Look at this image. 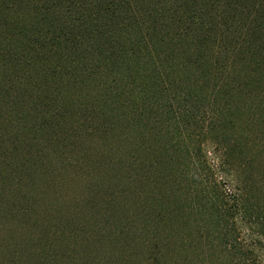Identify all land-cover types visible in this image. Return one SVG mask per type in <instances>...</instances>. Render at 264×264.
I'll return each instance as SVG.
<instances>
[{
    "label": "rangeland",
    "instance_id": "obj_1",
    "mask_svg": "<svg viewBox=\"0 0 264 264\" xmlns=\"http://www.w3.org/2000/svg\"><path fill=\"white\" fill-rule=\"evenodd\" d=\"M231 76L237 85V71ZM243 78L248 83L246 72ZM260 89L252 84L238 99L237 90L230 97L224 89L217 105H195L190 144L177 143L174 127L162 132L159 122L166 115L156 114L150 136L158 140L162 133L163 143L176 146L173 162L158 166L152 159L159 153L135 152V130L121 129L124 143L118 146L101 140L105 133L92 116L97 109L84 104L88 95L79 93L66 114L69 122L78 121L79 138L59 126L40 136L32 131L42 120L32 117L34 100L23 108L14 102L0 107V139L12 133L5 145L0 141V200L6 198L0 205V264L28 252L39 256L38 264H264ZM204 94L213 98L211 88ZM205 113V119H221L218 131L204 125ZM26 124L29 131L23 130ZM48 136L63 137L68 146L46 155ZM32 138L38 140L30 154L23 141ZM185 145L195 158L180 161Z\"/></svg>",
    "mask_w": 264,
    "mask_h": 264
},
{
    "label": "trees",
    "instance_id": "obj_2",
    "mask_svg": "<svg viewBox=\"0 0 264 264\" xmlns=\"http://www.w3.org/2000/svg\"><path fill=\"white\" fill-rule=\"evenodd\" d=\"M257 82L264 91V0H0V107L14 102L23 108L34 100L32 117L41 123L23 130L38 136L59 126L79 138L78 121L69 122L66 114L81 93L88 95L86 108L97 109L92 116L105 133L101 140L118 146L123 132L135 130L138 156L153 151L159 153L153 166L171 164L176 146L163 143L162 133L158 140L150 136L156 114L166 115L159 122L162 132L174 127L177 143H189L195 105L218 104L216 95L224 89L230 97L237 90L238 99ZM209 88L210 100L204 94ZM205 118L209 131L223 125L216 115ZM1 127L9 132L4 121ZM101 128L95 130L102 134ZM35 140L23 141L30 154ZM47 143L46 155L68 146L63 137L48 136ZM185 146L180 161L195 158ZM38 257L18 254L9 263L38 264Z\"/></svg>",
    "mask_w": 264,
    "mask_h": 264
}]
</instances>
